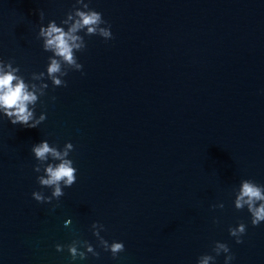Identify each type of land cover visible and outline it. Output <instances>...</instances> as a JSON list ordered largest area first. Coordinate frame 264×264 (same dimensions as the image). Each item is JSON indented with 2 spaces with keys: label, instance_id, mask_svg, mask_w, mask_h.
Returning <instances> with one entry per match:
<instances>
[{
  "label": "water",
  "instance_id": "1",
  "mask_svg": "<svg viewBox=\"0 0 264 264\" xmlns=\"http://www.w3.org/2000/svg\"><path fill=\"white\" fill-rule=\"evenodd\" d=\"M83 2L112 38L78 32L82 69L53 87L39 28L55 21L67 30L73 21H61L80 5L0 0V60L26 83L45 72L48 84L34 107V118L46 116L37 127L0 113V264H197L205 254L224 264L215 242L229 247V264H264V222L252 226L233 203L241 180L264 186V0ZM43 140L58 150L71 143L77 169L51 203L31 195H51L33 171L31 148ZM93 223L124 251L103 250ZM239 223L246 232L237 244L228 229ZM73 240L99 256L56 251Z\"/></svg>",
  "mask_w": 264,
  "mask_h": 264
},
{
  "label": "clouds",
  "instance_id": "2",
  "mask_svg": "<svg viewBox=\"0 0 264 264\" xmlns=\"http://www.w3.org/2000/svg\"><path fill=\"white\" fill-rule=\"evenodd\" d=\"M76 4H79L80 8L74 5V13L70 11L66 14L67 19L61 21L63 25L73 21L67 30L57 26L55 21H50L47 27L41 26L39 28V36L44 38L43 49L52 53V56L48 58L46 78L51 81L53 87L66 86V81L62 77L66 76L69 70L81 71L82 69V65L77 62L75 53L85 49V42L81 35H77L78 32L84 31L87 36L98 35L104 40L112 38L110 26L102 18L101 13L89 9L88 4L84 3L83 0H76ZM81 8L85 10H81ZM40 18L43 19V13H40ZM18 72L19 68L13 67L11 61L0 60V113L13 125L19 124L28 128H35L46 119L43 113L39 115L38 119L34 118V107L39 97L45 95V89L48 88V84L43 82L45 72L31 75V81L39 83L31 81L26 83L22 76L17 75ZM72 150L73 145L71 143H66L63 149L58 150L57 147L50 146L45 140L32 146L31 152L38 161L33 171L36 173L43 172L42 175L36 177L37 183L41 187L51 189L50 196H45L41 191H33L31 195L35 201L51 203L52 200H59L65 194L63 189L70 188L76 182L77 169L73 167V161L67 158ZM49 157L58 163H45ZM233 203L237 210L246 207L251 217L252 226L264 222V186L258 185L252 180H241ZM212 207L223 208L224 205L218 204ZM68 223L70 221H66L65 226ZM91 228L92 234L98 239L99 246L103 250L109 251L113 258L124 251L122 242L113 241L109 244L100 236L103 225L93 223ZM228 232L231 237L235 238V242L240 244L242 243L241 237L246 232V226L244 223H239L235 228L229 227ZM65 247L72 260L86 259L87 253L99 256V253L95 252L92 245L87 241L73 240L68 245H55L57 252L63 251ZM80 247L84 251H80ZM212 252L216 256L225 253L224 264H229L234 259L225 243L215 242ZM214 259L215 256L213 255H201L197 259V264H210V261H214Z\"/></svg>",
  "mask_w": 264,
  "mask_h": 264
}]
</instances>
